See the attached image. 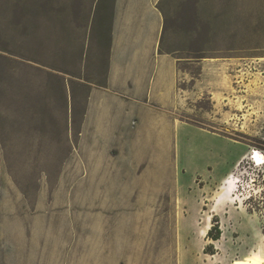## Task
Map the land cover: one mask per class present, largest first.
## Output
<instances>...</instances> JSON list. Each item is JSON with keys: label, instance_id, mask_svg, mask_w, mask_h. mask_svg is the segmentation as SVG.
I'll list each match as a JSON object with an SVG mask.
<instances>
[{"label": "rangeland", "instance_id": "374dc122", "mask_svg": "<svg viewBox=\"0 0 264 264\" xmlns=\"http://www.w3.org/2000/svg\"><path fill=\"white\" fill-rule=\"evenodd\" d=\"M167 2L166 48L193 91L179 121L243 146L192 128L175 146L100 134L96 0H0V264L264 263V164L250 156L264 153V0ZM201 61L222 65L206 76L214 95L196 82Z\"/></svg>", "mask_w": 264, "mask_h": 264}, {"label": "crops", "instance_id": "0c3cea01", "mask_svg": "<svg viewBox=\"0 0 264 264\" xmlns=\"http://www.w3.org/2000/svg\"><path fill=\"white\" fill-rule=\"evenodd\" d=\"M167 1L96 0L95 14L109 51L105 84L93 89L90 95L91 119H95L99 133L105 135L110 128L119 134L134 129V134L173 136L175 146L179 130L192 128L216 139L219 146H243L226 137L223 128L205 129L179 121L177 112L193 101V91L181 89L186 80L180 67L183 59L166 48ZM199 64L202 73L196 82L214 95V83L206 81V76L208 72L222 70V65L208 64L209 67L204 61ZM237 66L226 63L223 67L228 76L235 78ZM109 119H114L112 127L107 126ZM232 129L241 131L236 125ZM260 129L255 127L252 131L258 133ZM229 167L217 174H225Z\"/></svg>", "mask_w": 264, "mask_h": 264}, {"label": "bare ground", "instance_id": "6f19581e", "mask_svg": "<svg viewBox=\"0 0 264 264\" xmlns=\"http://www.w3.org/2000/svg\"><path fill=\"white\" fill-rule=\"evenodd\" d=\"M256 152V151H255ZM255 156H256V158H258V160L262 163V164H264V155L263 154H261V153H255ZM234 186H236V181L235 180H231L230 181V186H229V190H232V188L234 187ZM233 191V190H232ZM262 264H264V263H262Z\"/></svg>", "mask_w": 264, "mask_h": 264}, {"label": "built area", "instance_id": "2783aa9c", "mask_svg": "<svg viewBox=\"0 0 264 264\" xmlns=\"http://www.w3.org/2000/svg\"><path fill=\"white\" fill-rule=\"evenodd\" d=\"M256 150H253V151H251V153H250V156H251V158L253 159V161H255V163L256 164H259L258 162H257V160H256V156H255V153H261V154H263L264 155V153H262V151H260V150H257L256 152H255ZM263 165V164H262Z\"/></svg>", "mask_w": 264, "mask_h": 264}, {"label": "trees", "instance_id": "16d2710c", "mask_svg": "<svg viewBox=\"0 0 264 264\" xmlns=\"http://www.w3.org/2000/svg\"><path fill=\"white\" fill-rule=\"evenodd\" d=\"M216 240H218L219 238H215Z\"/></svg>", "mask_w": 264, "mask_h": 264}]
</instances>
